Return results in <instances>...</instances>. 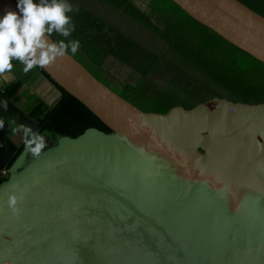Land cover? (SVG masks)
Here are the masks:
<instances>
[{
    "label": "water",
    "instance_id": "1",
    "mask_svg": "<svg viewBox=\"0 0 264 264\" xmlns=\"http://www.w3.org/2000/svg\"><path fill=\"white\" fill-rule=\"evenodd\" d=\"M171 1L264 64V16L239 0ZM6 35L58 85L57 103L68 93L111 132L54 135L0 176V264H264V103L144 112L15 0H0V43ZM0 111L2 171L19 151L8 122L33 134L43 119L1 88Z\"/></svg>",
    "mask_w": 264,
    "mask_h": 264
},
{
    "label": "rangeland",
    "instance_id": "2",
    "mask_svg": "<svg viewBox=\"0 0 264 264\" xmlns=\"http://www.w3.org/2000/svg\"><path fill=\"white\" fill-rule=\"evenodd\" d=\"M80 1L86 4L82 8L85 26L82 23L81 29L87 32L95 22V33L102 32L122 43L115 45V40L109 41L102 35L91 43L81 33L72 31V10L66 0L47 9V14L36 15L35 21L59 46L80 57L101 81L140 110L165 114L175 106L189 109L213 97L249 104L264 100V64L195 21L171 0H88L93 7ZM239 1L264 16V0ZM92 8L96 13L94 21ZM66 27L69 33L60 37L61 29ZM94 43L133 51L130 61L146 65L157 62L155 74L146 76L147 70H142L140 75H133V71L115 65L118 60ZM78 49L87 54L76 55ZM78 114L81 115L77 111V117ZM83 116L88 119L86 114ZM66 126L74 133L79 125ZM17 131L14 124L7 133L16 138ZM44 135L54 142V135L64 134L45 129Z\"/></svg>",
    "mask_w": 264,
    "mask_h": 264
},
{
    "label": "crops",
    "instance_id": "3",
    "mask_svg": "<svg viewBox=\"0 0 264 264\" xmlns=\"http://www.w3.org/2000/svg\"><path fill=\"white\" fill-rule=\"evenodd\" d=\"M55 4L56 3L52 6ZM1 44L2 43H0V48ZM0 55V88L14 104L33 117L41 118L44 117L47 109H52L58 105L57 100L60 96V88L36 63L32 62L24 55H18L17 58L12 61H9L2 51H0ZM19 69L23 71L17 75L14 74L15 71ZM2 120H5V117L0 111V124ZM8 123L9 125H6L4 128L6 132L14 126V123ZM15 126L19 135L16 138L12 137V139L19 145V151L11 160L10 165L4 169L8 172V175L9 168L20 157L23 149L27 148L29 150L25 163L38 154L37 152H31L30 148L24 145L32 134H27L21 127Z\"/></svg>",
    "mask_w": 264,
    "mask_h": 264
},
{
    "label": "flooded vegetation",
    "instance_id": "4",
    "mask_svg": "<svg viewBox=\"0 0 264 264\" xmlns=\"http://www.w3.org/2000/svg\"><path fill=\"white\" fill-rule=\"evenodd\" d=\"M15 1H17V3L19 4V6H20V8L22 9V10H24L26 13H28V14H30L32 17H33V19L35 20V19H37V16H43V15H45V14H47L48 12H47V10H43V9H41L38 5H37V3L35 2V0H15ZM62 0H58L57 2H56V4L55 5H57V4H59L60 2H61ZM67 2H68V8H71V10H72V14H71V19H70V22L73 24V27H72V31H76L78 34L79 33H81V35L83 36V37H85V39H87L89 42H91L92 43V41L93 42H95V39L99 36H103L104 38H106L107 40H109V41H113V40H115V45H116V43H118V42H121L122 43V40H120V39H116V38H108V36L106 35V34H104V33H102V32H98V33H95V27H96V25H95V22H94V27L93 28H91V29H89L87 32H84L82 29H81V27H82V23H83V25L85 26V24H84V22L82 21V18H83V14H82V12H83V10H82V8L84 7V5H86V4H83L81 1H80V3H78L79 2V0H66ZM85 2H87L90 6H92L93 7V4H92V2L91 1H88V0H85ZM87 4V5H88ZM93 9V8H92ZM90 14H91V16H92V19H93V21H94V19L96 18V13L94 12V9L92 10V11H90ZM37 15V16H36ZM68 27H66V28H62L61 29V33L59 34L60 35V37H66V34L67 33H69L68 32ZM66 33V34H65ZM101 39V38H100ZM123 45V44H122ZM94 46L95 47H99L101 50H103L104 52H106V53H108V54H111L112 55V57H115L117 60H118V62H116V63H114L115 65H117V66H120L121 68H123V69H127V70H131V71H133L134 72V74L133 75H140L143 71L142 70H144V71H146L147 70V73H146V76L147 75H153L152 73H154L155 74V70H156V64H157V62H150V63H148L147 65L145 64V63H141V62H138V61H130V59H129V57H130V55H133V51H129V50H124V49H121V48H115V47H113V45H105V44H102V43H99V44H96V43H94ZM124 50V51H123ZM68 52V51H67ZM75 52V51H74ZM84 54V55H86L87 54V51H85L84 50V53L82 52V50L81 49H78L77 51H76V55H78V54ZM86 53V54H85ZM135 54H137V55H139V53L138 52H134ZM71 54V53H70ZM72 55V54H71ZM73 56V55H72ZM79 56V55H78ZM76 60H78L87 70H89L86 66H85V62L83 63L82 61H81V59H80V57H75V56H73ZM89 57V56H88ZM133 58L134 59H136L134 56H133ZM89 59H90V57H89ZM90 61H92L91 59H90ZM92 63H93V65L94 66H98V64L97 63H95V62H93L92 61ZM141 65H143V66H141ZM90 71V70H89ZM91 72V71H90ZM91 74H93V76H95L99 81H101L94 73H92L91 72ZM142 76H144V74H142ZM102 83H104L103 81H101ZM107 87H109L111 90H113L115 93H117L118 95H120L118 92H116L114 89H113V87H111L110 85H108V84H106V83H104ZM122 98H124L122 95H120ZM64 98H65V92H63V96H62V99L59 101V103L58 104H61V103H63L64 101ZM213 98H215V97H213ZM213 98H211V99H213ZM218 98H220V99H227V100H230V101H232V102H241V101H237V100H233V99H229V98H225V97H218ZM124 99H126V98H124ZM211 99H207V100H204V101H202V102H199V103H197V104H195L193 107H195L196 105H198V104H200V103H203V102H207L208 100H211ZM126 100H128V99H126ZM130 102V101H129ZM242 103H248V102H242ZM258 103H264V100L262 99V101H260V102H258ZM257 103V104H258ZM249 104V103H248ZM134 105V104H133ZM193 107H191V108H193ZM191 108H189V109H191ZM111 132V131H110ZM28 134V133H27Z\"/></svg>",
    "mask_w": 264,
    "mask_h": 264
},
{
    "label": "trees",
    "instance_id": "5",
    "mask_svg": "<svg viewBox=\"0 0 264 264\" xmlns=\"http://www.w3.org/2000/svg\"><path fill=\"white\" fill-rule=\"evenodd\" d=\"M18 55H24L26 58L36 63L27 53L20 49L17 53V56ZM63 101V103L58 104L56 107L50 109L48 114L45 113L44 117L42 118L43 123L41 127L35 133H33L28 140H26V143L24 145L30 148L31 152L39 153L43 149L53 144V142H51L48 137L44 135L45 129L52 130V132L63 133L64 135H71L73 137L79 135L86 128L91 126H97L99 129L101 128L106 132L111 131L84 105H82L78 100H76L74 97H72L66 92ZM77 111L81 113L80 116L78 114V117ZM83 114H86L88 116V119L87 117H84ZM84 118H86L87 121H85ZM67 123H76L77 125H79L78 127H76L78 131L74 133L71 132L70 129H68L70 126H66Z\"/></svg>",
    "mask_w": 264,
    "mask_h": 264
},
{
    "label": "built area",
    "instance_id": "6",
    "mask_svg": "<svg viewBox=\"0 0 264 264\" xmlns=\"http://www.w3.org/2000/svg\"><path fill=\"white\" fill-rule=\"evenodd\" d=\"M0 51L5 54L6 58L9 61H12L17 58L19 47L14 41L11 40L9 36L6 35V37L2 41ZM0 176L2 178H5L8 176V172L6 170L0 171Z\"/></svg>",
    "mask_w": 264,
    "mask_h": 264
}]
</instances>
